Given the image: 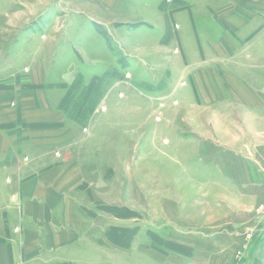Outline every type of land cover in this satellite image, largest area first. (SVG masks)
<instances>
[{
  "label": "crops",
  "instance_id": "1",
  "mask_svg": "<svg viewBox=\"0 0 264 264\" xmlns=\"http://www.w3.org/2000/svg\"><path fill=\"white\" fill-rule=\"evenodd\" d=\"M18 1L0 0L1 28L22 25L10 14ZM199 19L208 27L196 35L198 48L192 44L183 51L180 31ZM172 46L181 48L178 60L192 91L191 104L178 115H185L191 129L182 138L192 140L199 156L214 148L195 165L206 164L219 175L208 180L204 201L182 194L173 198L175 206L163 203V259L144 239L147 226L132 225L134 218L109 213L104 221L85 213L97 201L84 187L81 170H99L98 165L89 153L83 155L79 132L68 124L53 127L62 119L54 114L59 102L49 98L54 88H33L48 79L43 56L37 55L27 73L21 69L0 78V264H264V227L251 246L244 243L255 207L264 202V0H163V58ZM175 71L163 75V99ZM105 167L118 169L114 161ZM101 182L108 189L99 201L119 208L120 182ZM194 184L199 185L179 186ZM182 208L192 211L190 219L180 216ZM207 210L229 227L203 228ZM236 218L240 227L233 224ZM244 248L250 253L240 262L237 254Z\"/></svg>",
  "mask_w": 264,
  "mask_h": 264
},
{
  "label": "rangeland",
  "instance_id": "2",
  "mask_svg": "<svg viewBox=\"0 0 264 264\" xmlns=\"http://www.w3.org/2000/svg\"><path fill=\"white\" fill-rule=\"evenodd\" d=\"M86 1H18L16 11L10 14L13 12L22 25L0 27V78L16 70L26 72L37 55L43 56L48 79L44 86L33 88H54L49 98L58 100L54 114L62 119L53 127L58 130L68 124L71 132H79L83 155L89 153L98 165L99 170L95 166L81 170L84 187L92 201H97L85 213L99 214L103 220L102 216L112 214L113 207L99 201L108 189L101 180H118L121 203L113 214L120 220L134 218L136 223L131 224L138 228L147 226L144 239L151 240L152 249L163 259V203L171 200L175 206L173 198L182 194L192 196L191 201L197 196L201 202L205 200L206 184L217 178L219 171L213 172L206 164L197 169L195 163L215 149L206 147L199 156L192 140L182 138L190 137L191 129L185 115H178L191 104L187 92L192 95V91L178 60L181 48L172 46L169 57L163 58V0H114L118 1L114 5ZM173 27L179 29V24ZM207 27L199 19L196 26L182 29L183 51L192 44L198 48L196 35L204 34ZM173 69L176 77L163 99V75ZM103 159L105 166L114 161L118 169L106 170L99 164ZM190 181L203 186H179ZM191 213L187 208L185 213L180 210V216L188 219ZM204 214L203 228L229 227L224 219L211 218L208 210ZM252 217L254 221L244 233V243L250 246L264 227V202L255 207ZM101 219L97 223L101 224ZM242 252L237 254L240 262L250 253L245 248Z\"/></svg>",
  "mask_w": 264,
  "mask_h": 264
},
{
  "label": "trees",
  "instance_id": "3",
  "mask_svg": "<svg viewBox=\"0 0 264 264\" xmlns=\"http://www.w3.org/2000/svg\"><path fill=\"white\" fill-rule=\"evenodd\" d=\"M112 209V211L111 212H113V213H118V211H117V209H115V208H111Z\"/></svg>",
  "mask_w": 264,
  "mask_h": 264
},
{
  "label": "built area",
  "instance_id": "4",
  "mask_svg": "<svg viewBox=\"0 0 264 264\" xmlns=\"http://www.w3.org/2000/svg\"><path fill=\"white\" fill-rule=\"evenodd\" d=\"M263 206V205H262Z\"/></svg>",
  "mask_w": 264,
  "mask_h": 264
}]
</instances>
